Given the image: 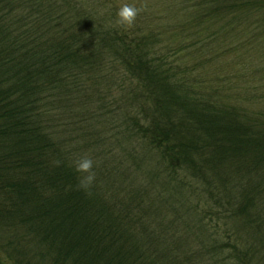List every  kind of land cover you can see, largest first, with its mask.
I'll return each mask as SVG.
<instances>
[{"label":"trees","instance_id":"obj_1","mask_svg":"<svg viewBox=\"0 0 264 264\" xmlns=\"http://www.w3.org/2000/svg\"><path fill=\"white\" fill-rule=\"evenodd\" d=\"M0 264H264V0H0Z\"/></svg>","mask_w":264,"mask_h":264},{"label":"clouds","instance_id":"obj_2","mask_svg":"<svg viewBox=\"0 0 264 264\" xmlns=\"http://www.w3.org/2000/svg\"><path fill=\"white\" fill-rule=\"evenodd\" d=\"M138 12L139 9L133 4L123 3L120 5L116 13V23L120 25L131 26L134 23ZM75 167L76 171L87 174L80 180V185L87 189L95 180V175L92 171L93 160L89 157H81L75 162Z\"/></svg>","mask_w":264,"mask_h":264},{"label":"rangeland","instance_id":"obj_3","mask_svg":"<svg viewBox=\"0 0 264 264\" xmlns=\"http://www.w3.org/2000/svg\"><path fill=\"white\" fill-rule=\"evenodd\" d=\"M158 8V7H157ZM159 9H166V10H164V12L161 14L162 15V18L164 17V19H169L170 18V16H171V12H169V10H171L170 8L168 9V8H165V6L164 7H161V8H159ZM158 11V10H157ZM169 40H170V38H169Z\"/></svg>","mask_w":264,"mask_h":264}]
</instances>
